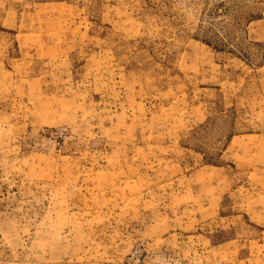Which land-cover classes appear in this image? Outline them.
Listing matches in <instances>:
<instances>
[{"label": "rangeland", "instance_id": "obj_1", "mask_svg": "<svg viewBox=\"0 0 264 264\" xmlns=\"http://www.w3.org/2000/svg\"><path fill=\"white\" fill-rule=\"evenodd\" d=\"M0 264H264V0H0Z\"/></svg>", "mask_w": 264, "mask_h": 264}]
</instances>
